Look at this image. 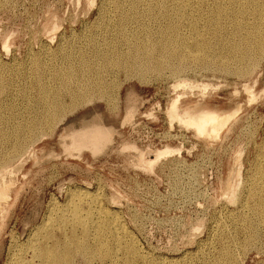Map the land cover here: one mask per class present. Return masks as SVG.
Instances as JSON below:
<instances>
[{"label":"rangeland","instance_id":"374dc122","mask_svg":"<svg viewBox=\"0 0 264 264\" xmlns=\"http://www.w3.org/2000/svg\"><path fill=\"white\" fill-rule=\"evenodd\" d=\"M89 1L90 0H87V1L86 0H79V1L78 0L76 1L75 0H0V35H2V37L0 36V44H1L0 45V64L2 63L0 65V69H1L0 70V82H3L1 83V87H0V93H1L0 103L2 104V105L0 104V125H1L0 126V137H3V138H0V142L2 139H6L9 131L14 127L15 124L24 123L33 116L32 115L33 111L30 106L31 102L28 103L27 98L30 101L34 98L32 100L33 102L35 99L37 100L39 97L38 84L36 83L38 81V78L40 77L38 75L39 74L43 75L41 78L42 84L46 83L45 86H49V85L54 86L56 85V83L52 79L53 77H55L54 69H56L58 65L61 68L66 67L67 65H71V64L73 66L74 64L75 66H77L81 55L82 57L85 55V57L83 58L89 59L91 60V62H96L95 56H94L96 55L95 52L100 47L106 50V47L104 46L106 42L111 44L112 48H114L113 45L124 44L123 39L119 38L120 34L118 33L119 32L118 28H119V25L121 24L120 21H123V19H125V21L128 23L127 31L129 33L130 31L132 33L143 31L142 34L140 33V38L147 39L146 43H149L152 41L153 43H149L148 44L149 46H151V44L154 45V43L157 44L158 42H160V38L162 39V35H161L162 31H164L165 29H169L168 27L176 26L178 29L179 37H181V39L184 40L185 42L188 41L186 43L188 46V49L186 50H189V51L185 50L187 54L193 51L195 46L198 45L197 43L199 42V44H201L204 47L205 54H207L206 56L211 55L210 57L211 58L214 57L215 59H217V61L208 63V65L207 64L204 65V63L197 62V61L192 62L189 59L190 61H187V62H189L190 65L192 66L190 67L189 63L187 62L182 63L183 65L182 64L179 65L180 67L179 73L170 72L171 70L168 67H166V69L165 67H163L162 68L163 70L160 69L159 72L156 71L157 73L154 72L155 70L153 68L151 69L148 68L143 71H140V70L134 71L131 68L128 69L124 67H117L115 70L116 72L112 74V77L109 81L110 86L108 87L110 88L108 87L105 88V90L102 93V96L97 98L95 101H93L89 105H85L84 107L77 109L74 113L70 115L68 114L67 117L62 122H59L57 124L55 123L52 128L53 131L51 129L52 133L50 132L48 127L41 129L40 132L41 133L44 132L43 134H45L46 136L45 135L43 136V134L41 133H38V135H35L36 137L35 136L34 137L36 139L33 137L34 138L33 142L35 141V143L33 142L30 143V147L28 146V149H27L28 153L25 152L26 154L24 153L23 154L24 156L21 157L20 160L14 163L12 166V168H14L13 170L16 173V175L13 176L17 183L16 189H15L16 193L12 194L13 198L11 197L10 200L8 201V208H7L6 214L0 215V264H8V263L15 264V262H17L16 264H21L20 261L18 260L23 259V258H24L23 259L24 261L26 260L25 263H28L29 261L31 264H37L38 262L36 261V259H31L30 257L32 256L31 253H33L32 248L38 245L45 244L46 242L51 243L52 241H54V239H59V240L61 239L64 243H67V245H69L71 244L69 240L71 236L72 238H75V239L78 238L80 240L88 239V241L86 242L92 246V250H89L88 252H85V253L82 251L78 252L77 250H76L77 252L76 251L73 252V248H72L71 253L73 255L71 254H70L71 256L69 255V257L71 258H69L67 260V263L65 264H117V263L125 264L127 261L129 264H135V262H137L136 264H138L139 262H140L139 264H143V263L144 264H150V263L151 264H172V263L173 264H177V263L178 264H203L204 261H205L204 264H211L213 263V261L215 262V261L220 260L219 258L223 256L222 251H224L225 249L230 253L231 259L229 261H226L223 264H228V263L229 264H233V263L234 264H264V219H262L264 215V212H263L264 211V196L261 197L260 189L259 191L257 190L260 185L259 184L260 175H257V174H260L259 173L260 168L264 169V156H263L264 155L263 154L264 153V149H263L264 148L263 146L264 145V138H263L264 137V93L260 94L259 98L257 96V98L254 101L247 102L248 98L246 94L242 91V85L244 84L250 85L256 94H259V92H262V90H264V59H263L264 53L261 52V51L264 52V48H263L264 46H261V45H264L263 44L264 42L262 43V41H264L263 39L264 32H262L263 35L259 34L261 35V38H258L255 35V33L257 34L256 29L258 28L255 26L257 25V22H259L257 21V16H258L257 14L260 12V8L262 7L264 0H260V2L258 0L256 1L255 0L253 1L252 0L251 1L242 0V2L241 0H232V1L231 0L230 1L229 0L228 1L227 0H222V1L215 0V2L214 0H203V3H202V0H187L188 2L186 0L184 1L183 0H175V1L173 0L174 2L171 0H162V1L161 0L159 1L158 0H147V1L146 0H138V1L136 0H94V5H91V6H90ZM110 1L112 2L110 3ZM115 1L116 2L118 1L117 4H115ZM238 1L239 3H237ZM244 1L245 2L247 1V3L248 2L250 3H248L247 5V3H245ZM131 2L132 4H130ZM146 2L148 4H146ZM255 2L256 4H254ZM155 3L158 5H156ZM128 4L131 7H133L134 10L131 9V7H129ZM220 4H222V6ZM216 5H217V8L215 7ZM249 5H251V7L253 5L254 8L253 7H252L253 9L251 7H249L250 9L247 8ZM255 5L258 7H256ZM152 6H153V9H152ZM201 6H202V9H200ZM231 6H232V9H231ZM242 7L245 8V11H244V8ZM129 8H130V11H129ZM176 8H178L179 10L178 11L180 13L179 16L178 15L176 16V13L174 11V10H177ZM196 8H197L196 10L197 12L193 11ZM233 8H236V9L238 8V9L237 10L235 9L236 10L235 11ZM249 10L250 11L252 10L249 13V15L251 16L248 15ZM200 11L201 13L202 11L204 12L201 14ZM206 12L208 14L210 12L209 14L210 16L206 14ZM121 13H124V14H121ZM137 13H139L140 16ZM254 13L256 16L254 15ZM205 14L207 17L203 16ZM236 15H238L239 18ZM117 16H119L122 19L117 18ZM159 16H161L162 18ZM191 16H194V17H191ZM227 16H228V19H226ZM50 17L51 19H49ZM52 17H56L58 25H59V28H58L59 30H57L56 34L54 35V39H53L54 41L46 33L47 29L49 28V24L52 20ZM150 17L153 19H151ZM244 17L246 20L244 19ZM159 18L162 20H160ZM178 19H180V21ZM102 20L105 23L102 22ZM138 20L139 21L141 20L142 22L141 21L139 22ZM231 20H235V21H231ZM236 21H237V24L234 23ZM238 21H240V23H238ZM250 21L253 23L251 24ZM254 21L255 22L257 21V22L255 23ZM200 22L204 24L202 23L200 24ZM233 23H234V26H233ZM185 24H186V27L184 26ZM223 24L227 26L225 27ZM143 25H145V27ZM158 25L159 27H157ZM214 25H216L217 27ZM251 25H253L254 27ZM200 26H203L202 30L200 29L201 28ZM208 26L209 27L211 26L213 30H211V28L208 29L209 28ZM129 27L131 30L129 29ZM213 27H215L216 29ZM44 28H45V31H43ZM226 28H228V30ZM157 29H160L161 32L160 30H157ZM249 29H251V31ZM253 29L256 32L252 31ZM257 30H259V28ZM190 31H191V34H190ZM43 32L45 35L43 34ZM221 32L224 35H222ZM156 33L158 34L156 35ZM240 33H241V36L239 35ZM72 34L77 35L78 37L73 36ZM111 34L113 35L111 36ZM253 34L256 37V38L254 37V39L259 40L261 43L260 47H256L255 49L254 61L256 60L255 61L256 67L253 65V69L255 68L254 71L251 70L249 72L250 75H245L247 77L243 76L242 79L241 77L239 79V77L234 74H231V73L225 74V72L223 73L222 71H220L219 64H226L228 67L230 68L232 67V69H235V67L237 68L238 63L235 60H232L231 58L225 59L223 57H226L228 53H229V56L233 54V53H230V50H231L230 48H232L234 44L240 40V38L251 36V35L253 37ZM82 35L84 38L82 37ZM88 35L90 36L89 39H88ZM4 36L5 38H3ZM105 36L107 39L104 42L103 39L105 38ZM221 36L225 37V41H224V37L221 38ZM197 37L200 39H198ZM49 38L51 39L52 42L50 41ZM46 39L47 40L49 39V40L47 41ZM204 39L205 40L207 39L206 40L207 42ZM3 40H7L8 42V51L3 49ZM190 41H191V44H190ZM230 41L232 43H230ZM227 43L229 45H227ZM231 44H233V46ZM81 45L84 48L81 47ZM39 46L41 48H39ZM80 47L83 48V50ZM120 47L125 50L124 48L125 46L121 45ZM222 47L223 49H221ZM174 48L178 49V48H181V46L177 45L176 43ZM84 49L86 50L88 49L90 51L87 50L88 51L87 52ZM215 49L216 50L218 49L217 50L218 52L215 51ZM220 49H221V52H220ZM258 49H260L261 51H259ZM71 50L73 51V53ZM76 52H79V53H76ZM219 52L222 53L223 55L220 54ZM78 54H80V56ZM215 54L217 55L215 56ZM50 55H52L53 58ZM258 55H260V58ZM41 56L43 58H41ZM255 56L257 57V59ZM73 57L75 58V60ZM32 59H34L33 62H32ZM260 59L262 60V62L257 63L261 61ZM13 64H16V65H13ZM195 64L197 66H195ZM213 66L215 68H213ZM202 67L204 69L206 68L207 70L204 71ZM209 67H210V72H209ZM168 70H170L169 74H168ZM151 71L153 73H151ZM35 72L39 74H36ZM202 72L204 73L202 74ZM166 75H170V76H166ZM232 75L234 77H232ZM2 76L4 79L2 78ZM8 76L10 77L8 78ZM141 76L142 78L144 76L146 77H144V80H143ZM157 76H160V77H157ZM14 78H16V80ZM20 78L22 79V81ZM125 78H127V81ZM186 79H188V83H192L194 81L193 84L201 83V85H208V87L206 88L207 90L205 89L203 92L200 89H197V90L195 89V91L192 90L191 92H186L180 88L178 90L177 89L174 90L173 88H171L175 84H177L176 83L177 81L184 80L187 82ZM17 84H19V86ZM113 84H115L117 88ZM29 88L30 90L28 91ZM35 90L37 91L38 94L35 93L36 92ZM202 92L203 94H201ZM113 94L115 96H113ZM176 94L180 95V98L183 103L199 102L203 106H207L210 108H216L224 112L239 108L238 117L235 119V121H233L235 123L231 122L230 125H232L233 127L229 125L230 127L228 128L229 130L223 131L220 135V138L217 141L210 144L209 142L204 141L199 137L195 138V134L191 130L185 129L184 127L180 125L178 126L176 122H173L170 124V121H168L169 119H167L168 117L165 112H166V108L168 104L170 103L172 99H174ZM181 96H184V97H181ZM101 98L103 101L101 100ZM99 100L101 101L99 102ZM114 100L115 101L117 100L116 102L118 104ZM106 102H109V103H106ZM29 106H30V109H28ZM128 109H133L134 114H133L131 121L125 122L124 118H125L126 110ZM137 115L141 117L137 118ZM145 117H147V119ZM93 123H101L104 126L109 127L113 130L111 143L102 152L98 154H92L88 150H83L79 155H76V154L70 155L69 153H67L63 146L61 136H66L67 134H69V132L80 130L81 128L83 129L86 126L92 125ZM9 125H11L12 127ZM2 127L3 129H1ZM250 131L252 133L253 132H256V133L252 134L250 133ZM224 133L225 134L228 133V134L225 136ZM192 136H193V139H192ZM36 140H38V142ZM126 144H133L143 153H146L145 158L149 161L155 160L153 158V156L155 157V155H153L154 154L153 151L155 149H161L164 146L180 148V152L179 154L175 153L170 156L168 155V157L166 158L164 157L161 158L156 163V166H154V169L151 172H149L141 167L139 168L138 153L136 151L131 150V149H123V147ZM262 149H263V152L261 151ZM239 153H241L242 155L241 156L238 155ZM260 154H263V155H260ZM134 156L136 157L137 160L135 159ZM131 157L133 158V160ZM255 160H256V163H255ZM23 163L25 164L23 165ZM30 163L32 165H30ZM17 164L20 166H18ZM239 168L241 171L240 172L241 179L239 178L240 183L237 182L238 178L235 177L237 175L236 170H238ZM253 171H257V172L253 173ZM248 175H250V178L252 177L251 180L249 179ZM253 175L255 178L253 177ZM256 175H257L258 181L256 180ZM245 181L249 183L247 184ZM230 182L234 184L233 186L234 188L235 186H238L236 187L237 192L235 191L237 194L236 193L235 194L236 196L238 194L239 195L237 196L236 203L229 202L230 203L229 204L227 203L228 200H227L226 195L224 194L225 193L224 190H226L227 187H229V185L231 184ZM236 182L238 183V185ZM244 184L245 186H247L249 191L244 186ZM251 188L253 191L251 190ZM81 190H83V192L85 191L87 194L89 193V196L91 197L98 196L99 197L98 200H100L99 203L101 202L100 205L103 204L102 207L104 209H108V211L111 212L113 215L115 214L114 216L117 219H119L122 226H124V228H126L128 232H131L129 234L131 235L133 240L136 241L134 242L135 243L134 246H135V249L137 250L136 252L139 253L137 256L136 254H134L133 248H132L133 251L132 250L127 251V247H130V246H127L128 244H126L124 240L121 239L122 242L119 243V246H116L111 237H105L103 238L102 243L106 245V248L111 250V253L113 255L116 254L114 256L113 262H110V260L107 257L105 258L103 257L104 255L106 256V252H103L105 248L101 249V248H96V246L93 247V244H96L94 243L96 241L92 240L93 239L92 236L89 235L90 233L92 234V232L88 233L87 235L89 237L88 238L86 237V234L82 230H80L82 229V227L79 225H72L70 223L69 225L67 223L66 225L59 227L60 217L62 215L69 216L71 214L70 212L73 209V206L74 205L78 206L77 203L79 200H78V196L75 195V193ZM241 190H242V193L240 192ZM96 191L98 193H96ZM250 191H252L253 193ZM254 191H257L256 195ZM250 193L254 195L253 196L254 198L252 197ZM259 196L263 203L262 204L263 206L261 207L262 208L261 213L258 211L256 207V203L259 199L258 198ZM109 198L110 199L112 198L111 200L112 201L114 200L113 201L114 203H112V201H110ZM245 198L249 200L246 199L247 202H245ZM115 199L117 201H115ZM242 200L244 201L242 202ZM72 201H75V202L72 203ZM252 202L254 203L255 206H252L253 205ZM245 204H247V206ZM68 205H69V208H68ZM78 207L81 208L82 213H85L83 212L85 211L84 209L87 210L86 205L83 203H81L80 206ZM54 208H57V210ZM238 210L242 212H239ZM61 213H64V214H61ZM239 213L241 214L239 215ZM52 218L54 219V221ZM220 219L222 220V222ZM238 220L240 221L238 222ZM49 221L53 222V224L51 223L52 224L51 225ZM47 222H48V225H47ZM233 224H235V226ZM40 225H43V226H40ZM44 226H47V227L45 228ZM62 228H64V230ZM220 228H221V232H220ZM46 229H49V230H47L46 232ZM257 232L259 233V236L258 234H256ZM246 233L249 235H246ZM76 235L77 237H75ZM83 235L85 237H83ZM230 235L235 236V238H233V236H230ZM41 236H43L44 238ZM254 238L255 239L257 238L258 240L257 239L255 240ZM212 239L214 240V243ZM204 240L205 242L207 241L208 242L205 243ZM223 240L225 241L223 242ZM230 240L231 241L233 240V241L231 242ZM251 241L253 244H251ZM110 242L112 243L110 244ZM218 245H220L221 247H219ZM225 245H228V247ZM28 247L29 249H27ZM211 247H212V250H211ZM239 248L241 249L239 250ZM196 250H198L199 252ZM201 251H202V254H201ZM240 251H242V254ZM211 252L214 253V256H212L213 254ZM23 254L25 255L24 257H23ZM83 254L85 256H83ZM125 256L129 258L126 259ZM9 257L10 258L12 257V258L10 259ZM81 257L82 258L84 257L83 258L84 261L81 259ZM89 259L90 260L92 259L93 261L92 260L90 261ZM32 260H33V263H32ZM88 260L90 263H88Z\"/></svg>","mask_w":264,"mask_h":264},{"label":"bare ground","instance_id":"6f19581e","mask_svg":"<svg viewBox=\"0 0 264 264\" xmlns=\"http://www.w3.org/2000/svg\"><path fill=\"white\" fill-rule=\"evenodd\" d=\"M76 1V0H75ZM79 1V0H78ZM87 1V0H86ZM136 1H138V0H136ZM147 1V0H146ZM159 1V0H158ZM158 1H156V2H158ZM162 1V0H161ZM171 1H173V0H171ZM170 1V2H171ZM175 1V0H174ZM173 1V2H174ZM184 1V0H183ZM187 1V0H186ZM220 1V0H219ZM222 1V0H221ZM228 1V0H227ZM230 1V0H229ZM232 1V0H231ZM248 1H251V0H248ZM253 1V0H252ZM256 1V0H255ZM259 2H260V0H258ZM74 2V1H73ZM84 2V1H83ZM90 2V6L91 5H94V0H90L89 1ZM100 2V1H99ZM109 2V1H108ZM112 1H110V3H111ZM118 2V1H117ZM117 2L115 1V4H117ZM133 2H135V1H133ZM143 2V1H142ZM154 2V1H153ZM168 2V1H167ZM178 2V1H177ZM188 2V1H187ZM194 2V1H193ZM208 2V1H207ZM214 2H215V0H214ZM225 2V1H224ZM241 2H242V0H241ZM245 2V1H244ZM264 2V1H263ZM114 3V2H113ZM129 3V2H128ZM152 3V2H151ZM150 3V4H151ZM164 3V2H163ZM202 3H203V0H202ZM209 3H210V1H209ZM212 3V2H211ZM220 3V2H219ZM223 3V2H222ZM237 3H239V1L237 2ZM245 3H247V1L245 2ZM244 3V4H245ZM248 3H250V2H248ZM248 3H247V5H248ZM75 4V3H74ZM77 4H78V2H77ZM76 4V5H77ZM114 4V5H115ZM130 4H132V2L130 3ZM134 4V3H133ZM144 4V3H143ZM146 4H148L147 2H146ZM153 4V3H152ZM156 4V3H155ZM168 4V3H167ZM174 4V3H173ZM216 4V3H215ZM218 4V3H217ZM228 4V3H227ZM233 4V3H232ZM254 4H256V2L254 3ZM253 4V5H254ZM262 4V3H261ZM97 5H98V3H97ZM120 5V4H119ZM129 5V4H128ZM137 5V4H136ZM156 5H158V4H156ZM164 5V4H163ZM172 5V4H171ZM177 5V4H176ZM205 5V4H204ZM203 5V6H204ZM211 5H213V4H211ZM219 5V4H218ZM221 6H222V4H220ZM234 5V4H233ZM243 5V4H242ZM246 5V4H245ZM253 5H252V7H253ZM86 6V5H85ZM89 6V5H88ZM89 6V7H90ZM124 6V5H123ZM150 6V5H149ZM148 6V7H149ZM167 6V5H166ZM173 6V5H172ZM179 6V5H178ZM192 6V5H191ZM225 6V5H224ZM228 6V5H227ZM238 6V5H237ZM256 6V5H255ZM106 7V6H105ZM108 7V6H107ZM129 7H131L130 5H129ZM156 7V6H155ZM154 7V8H155ZM180 7V6H179ZM185 7V6H184ZM189 7V6H188ZM194 7V6H193ZM208 7V6H207ZM216 8H217V5L215 6ZM235 7V6H234ZM241 7V6H240ZM245 7V6H244ZM244 7H242V8H244ZM247 7V6H246ZM249 7H251V5H249L247 8H249ZM251 7V8H252ZM256 7H258V6H256ZM260 7H261V5H260ZM98 8V7H97ZM118 8V7H117ZM120 8V7H119ZM135 8V7H134ZM138 8H139V6H138ZM143 8V7H142ZM165 8V7H164ZM164 8H162V9H164ZM170 8H172V7H170ZM190 8V7H189ZM206 8V7H205ZM209 8V7H208ZM213 8V7H212ZM254 8V7H253ZM252 8V9H253ZM77 9V8H76ZM121 9V8H120ZM131 9H133V7H131ZM152 9H153V6H152ZM161 9V10H162ZM177 10H174L175 11V13H176V16L178 15H180V13L178 12L179 10H178V8H176ZM183 9V8H182ZM191 9V8H190ZM200 9H202V6H201V8ZM214 9V8H213ZM224 9V8H223ZM228 9V8H227ZM231 9H232V6H231ZM234 10L236 9V8H233ZM238 9V8H237ZM236 9V10H237ZM241 9V8H240ZM250 9V8H249ZM259 9V8H258ZM86 10V9H85ZM134 10V9H133ZM138 10V9H137ZM142 10V9H141ZM151 10V9H150ZM155 10V9H154ZM166 10V9H165ZM172 10V9H171ZM170 10V11H171ZM189 10V9H188ZM197 10V8L195 9V10H193V11H196ZM230 10V9H229ZM235 10V11H236ZM99 11V10H98ZM112 11H113V9H112ZM118 11V10H117ZM126 11H128V10H126ZM129 11H130V8H129ZM148 11V10H147ZM156 11H158V10H156ZM164 11V10H163ZM168 11V10H167ZM166 11V12H167ZM220 11H222V10H220ZM228 11V10H227ZM234 11V12H235ZM244 11H245V8H244ZM252 11V10H251ZM250 10H249V12H248V15H249V13L251 12ZM257 11V10H256ZM111 12V11H110ZM116 12V11H115ZM132 12V11H131ZM136 12V11H135ZM158 12H160V11H158ZM166 12H165V14H166ZM185 12V11H184ZM197 12V11H196ZM204 11H202V13H203ZM210 12H211V10H210ZM210 12H209V14H210ZM216 12V11H215ZM214 12V13H215ZM231 12V11H230ZM237 12H239V11H237ZM102 13V12H101ZM126 13V12H125ZM130 13V12H129ZM149 13V12H148ZM151 13V12H150ZM157 13V12H156ZM191 13V12H190ZM193 13V12H192ZM195 13V12H194ZM200 13H201V11H200ZM201 13V14H202ZM213 13V14H214ZM227 13V12H226ZM242 13V12H241ZM253 13V12H252ZM98 14V13H97ZM111 14V13H110ZM118 14V13H117ZM121 14H124V13H121ZM127 14V13H126ZM137 14H139V13H137ZM145 14V13H144ZM152 14H153V12H152ZM160 14V13H159ZM162 14V13H161ZM198 14H199V12H198ZM206 14H208L207 12H206ZM206 14L205 15H203V16H205V17H207L206 16ZM208 14V15H209ZM212 14V15H213ZM231 14V13H230ZM233 14V13H232ZM237 14V13H236ZM104 15V14H103ZM102 15V16H103ZM112 15V14H111ZM147 15H149V14H147ZM163 15V14H162ZM183 15V14H182ZM181 15V16H182ZM220 15V14H219ZM240 15V14H239ZM253 15V14H252ZM254 15H255V13H254ZM258 16H257V21H259V22H257V25L255 26V27H258L259 28V30H257L256 28V31H257V34L255 33V35L258 37V38H261V35H263L262 34V32H264V3L262 4V7L260 8V12L257 14ZM53 16V15H52ZM95 16V15H94ZM106 16V15H105ZM120 16V15H119ZM119 16H117V18H120ZM124 16V15H123ZM125 16H127V15H125ZM139 16H140V14H139ZM164 16V15H163ZM184 16V15H183ZM195 16V15H194ZM194 16H191V17H194ZM210 16V15H209ZM214 16V15H213ZM216 16V15H215ZM218 16V15H217ZM221 16H223V15H221ZM229 16V15H228ZM228 16L226 17V19H228ZM236 16H238V15H236ZM235 16V17H236ZM241 16V15H240ZM249 16H251V15H249ZM256 16V15H255ZM99 17V16H98ZM137 17V16H136ZM135 17V18H136ZM144 17V16H143ZM155 17V16H154ZM157 17H158V15H157ZM156 17V18H157ZM159 17H161V16H159ZM174 17V16H173ZM205 17H203V18H205ZM230 17H232V16H230ZM96 18H97V16H96ZM126 18V17H125ZM133 18V17H132ZM134 18V19H135ZM151 18V17H150ZM162 18V17H161ZM177 18V17H176ZM186 18V17H185ZM190 18V17H189ZM212 18V17H211ZM215 18V17H214ZM225 18V17H224ZM238 18H239V16H238ZM255 18V17H254ZM49 19H51V17L49 18ZM120 19H122V18H120ZM127 19V18H126ZM137 19V18H136ZM151 19H153V18H151ZM160 19V18H159ZM172 19V18H171ZM175 19V18H174ZM197 19V18H196ZM217 19V18H216ZM231 19V18H230ZM229 19V20H230ZM235 19V18H234ZM244 19H245V17H244ZM105 20V19H104ZM160 20H162V19H160ZM179 21H180V19H178ZM188 20V19H187ZM199 20V19H198ZM201 20H202V18H201ZM200 20V21H201ZM207 20V19H206ZM211 20V19H210ZM224 20V19H223ZM242 20V19H241ZM246 20V19H245ZM249 20V19H248ZM247 20V21H248ZM251 20H253V19H251ZM50 21V20H49ZM97 21V20H96ZM108 21V20H107ZM106 21V22H107ZM120 21V20H119ZM132 21V20H131ZM139 21V20H138ZM141 21V20H140ZM139 21V22H140ZM145 21V20H144ZM177 21V20H176ZM182 21V20H181ZM189 21V20H188ZM195 21V20H194ZM193 21V22H194ZM222 21V20H221ZM231 21H235V20H231ZM243 21V20H242ZM60 22V21H59ZM63 22V21H62ZM99 22V21H98ZM102 22H104L103 20H102ZM116 22V21H115ZM135 22V21H134ZM138 22V23H139ZM142 22V21H141ZM151 22V21H150ZM156 22H157V20H156ZM173 22V21H172ZM175 22V21H174ZM204 22H205V20H204ZM215 22H216V20H215ZM251 22V21H250ZM249 22V23H250ZM255 22V21H254ZM255 22V23H256ZM83 23V22H82ZM93 23V22H92ZM105 23V22H104ZM119 23V22H118ZM120 25H119V34H120V39H123V43L124 44H121V45H123V46H125L124 48H125V50L124 49H122L120 46L121 45H113L114 46V48H112L111 47V44H109L108 42H106L105 44H104V46L106 47V50H104L103 48H98L97 50H96V52H95V54L96 55H94L95 56V60H96V62H91V60H89V59H86V58H83V57H85V55L82 57V55H81V57H80V59H79V61H78V65L77 66H75V64H74V66L71 64V65H67L66 67H59V65H58V67H56V69H54V71H55V77H53V81H55V83H56V85H54V86H52V85H49V86H45L46 85V83L45 84H42V76L43 75H40L39 73H37V72H35L36 74H39L38 76H40L39 78H38V81L36 82L37 84H38V90H39V97H38V99L35 101H33L32 102V100L34 99H32L31 101L27 98V101H28V103H30L31 102V109H32V111H33V116L30 118V119H28V121H26V122H24V123H18V124H15L14 125V127L10 130L9 128V133H8V135H7V137H6V139H2L1 140V142H0V215H4V214H6V212H7V208H8V201L10 200V198L12 197V194H15L16 193V191H15V189H16V181H15V179H14V175H16V173H15V171L13 170L14 168H12V166H13V164L14 163H16V162H18L19 160H20V158L21 157H23L24 155V153L25 152H27L28 150V146L30 147V143L31 142H33V139L36 137L35 135H38V133H41L40 131H41V129H43V128H47L48 127V129L50 130V132H51V129L53 128V126H54V124L56 123H59V122H62L66 117H67V115L69 114H72V113H74L77 109H79V108H81V107H84L85 105H89L90 103H92L93 101H95L97 98H99L100 96H102V93H103V91L105 90V88H107L108 86H110V79H111V77H112V74H114L116 71V68L117 67H124V68H128V69H133L134 71L135 70H140V71H143V70H145V69H148V68H153L155 71L154 72H156V71H158L159 72V70L160 69H162L163 67H165V69H166V67H168L170 70H168V74H169V71L170 72H174V73H179L180 71V67H179V65H181L182 63H186L187 61H197V62H201V63H204V65L205 64H207L208 65V63H212V62H215V61H217V59H215L214 57L213 58H211L210 56V53H209V55L210 56H206L207 54H205V50H204V47L201 45V44H199V42L197 43L198 45H196L195 46V48H194V50L193 51H191V52H189L188 54L186 53V51H189V50H186V49H188V46H187V42H185L184 40H182L181 39V37H179V34H178V29H177V27L176 26H172V27H168L169 29H165L164 31H162L161 32V30L160 29H157V30H160V32H161V35H162V39L160 38V42H158L157 44L156 43H154V45L153 44H151V46H149L148 44L149 43H153L152 41L151 42H149V43H146L147 42V39H141L140 38V33L142 34V32H131L130 31V33L127 31V26H128V23L125 21V19H123V21H120ZM132 23V22H131ZM144 23V22H143ZM142 23V24H143ZM189 23V22H188ZM202 22H200V24H201ZM221 23V22H220ZM223 23V22H222ZM232 23V22H231ZM234 23H236L237 24V21L236 22H234ZM234 23H233V26H234ZM238 23H240V21H238ZM253 22H251V24H252ZM48 24V23H47ZM108 24V23H107ZM111 24V23H110ZM109 24V25H110ZM136 24H137V22H136ZM141 24V25H142ZM199 24V23H198ZM199 24V25H200ZM202 24H204V23H202ZM225 24V23H224ZM223 24V25H224ZM95 25V24H94ZM105 25V24H104ZM116 25V24H115ZM118 25V24H117ZM149 25H151V24H149ZM154 25V24H153ZM156 25H157V23H156ZM160 25H161V23H160ZM171 25V24H170ZM172 25H174V24H172ZM191 25V24H190ZM208 25V24H207ZM217 25H218V23H217ZM44 26V25H43ZM90 26H91V24H90ZM93 26V25H92ZM111 26V25H110ZM144 27H145V25H143ZM163 26V25H162ZM165 26V25H164ZM182 26V25H181ZM185 27H186V24L184 25ZM189 26V25H188ZM214 26H216V25H214ZM222 26V25H221ZM225 26V25H224ZM227 26V25H226ZM225 26V27H226ZM229 26V25H228ZM232 26V27H233ZM242 26V25H241ZM251 26H253V25H251ZM79 27V26H78ZM89 27V26H88ZM97 27V26H96ZM107 27H108V25H107ZM142 27V26H141ZM150 27H152V26H150ZM157 27H159V25L157 26ZM201 28V30H202V27L203 26H200ZM206 27V26H205ZM209 27V26H208ZM217 27V26H216ZM236 27V26H235ZM245 27V26H244ZM254 27V26H253ZM46 28V27H45ZM45 28H44V30L43 31H45ZM59 28V25H58V22H57V19H56V17H52V20H51V22H50V24H49V28L47 29V31H46V33L48 34V36L53 40L54 39V35L56 34V32H57V30H59L58 29ZM91 28V27H90ZM101 28V27H100ZM115 28H116V26H115ZM135 28V27H134ZM136 28H137V26H136ZM181 28H183V27H181ZM191 28H192V26H191ZM211 28V30H213L212 29V27L210 26L208 29H210ZM213 28H215V27H213ZM224 28V27H223ZM80 29H81V27H80ZM84 29V28H83ZM96 29V28H95ZM129 29H130V27H129ZM139 29V28H138ZM145 29V28H144ZM143 29V30H144ZM163 29V28H162ZM216 29V28H215ZM219 29H221V28H219ZM227 30H228V28H226ZM232 29V28H231ZM240 29H241V27H240ZM240 29H239V31H240ZM252 29V28H251ZM251 29H249L250 31H251ZM87 30H89V29H87ZM91 30V29H90ZM99 30H101V29H99ZM104 30V29H103ZM112 30V29H111ZM131 30V29H130ZM156 30V31H157ZM184 30V29H183ZM190 30V29H189ZM200 30V31H201ZM233 30V29H232ZM81 31V30H80ZM141 31V30H140ZM148 31V30H147ZM150 31H152V30H150ZM155 31V32H156ZM195 31V30H194ZM238 31V32H239ZM242 31V30H241ZM246 31V30H245ZM252 31H254V29L252 30ZM256 31H254V32H256ZM93 32V31H92ZM103 32V31H102ZM128 32V33H127ZM180 32V31H179ZM203 32V31H202ZM219 32V31H218ZM229 32V31H228ZM238 32H236V33H238ZM15 33V32H14ZM73 33V32H72ZM84 33V32H83ZM100 33V32H99ZM98 33V34H99ZM107 33V32H106ZM105 33V34H106ZM117 33V34H118ZM145 33V32H144ZM150 33V32H149ZM148 33V34H149ZM185 33V32H184ZM199 33H201V32H199ZM211 33V32H210ZM231 33V32H230ZM242 33V32H241ZM241 33L239 34L240 36H241ZM4 34V33H3ZM43 34H44V32H43ZM78 34V33H77ZM115 34V33H114ZM158 33H156V35H157ZM190 34H191V31H190ZM189 34V35H190ZM195 34H197V33H195ZM209 34V33H208ZM208 34H207V36H208ZM219 34V33H218ZM221 34L222 35H224L222 32H221ZM243 34V33H242ZM246 34V33H245ZM251 34V33H250ZM259 34H261V35H259ZM13 35V34H12ZM45 35V34H44ZM43 35V36H44ZM73 35V34H72ZM113 34H111V36H112ZM151 35V34H150ZM185 35V34H184ZM187 35V34H186ZM210 35V34H209ZM231 35V34H230ZM255 35L253 34V37H252V35L251 36H247V37H243V38H240V37H238V38H240V40L239 41H237L235 44H234V46H233V44H231L233 47L232 48H230L231 50H230V53H233L231 56H229V53L227 54V56L226 57H223V58H225V59H232V60H235L237 63H238V65H237V68L235 67V69H232V67L230 68V67H228L226 64H219V66H220V71H222L223 73L225 72V74L226 73H231V74H234V75H236V76H238L239 77V79H240V77H241V79L243 78V76L244 77H247V76H245V75H250L249 74V72L252 70V71H254V69H253V65L255 66V61H254V55H255V49H256V47H260V41L259 40H257V39H254V37H255ZM259 35V36H258ZM1 37H2V35H0ZM47 36V35H46ZM61 36V35H60ZM63 36V35H62ZM71 36V35H70ZM73 36H77V35H73ZM86 36V35H85ZM103 36V35H102ZM154 36H155V34H154ZM188 36V35H187ZM198 36V35H197ZM204 36V35H203ZM206 36V35H205ZM212 36V35H211ZM237 36V35H236ZM235 36V37H236ZM264 36V35H263ZM78 37V36H77ZM82 37H83V35H82ZM89 35H88V39H89ZM158 37V36H157ZM183 37H185V36H183ZM202 37V36H201ZM214 37V36H213ZM220 37V36H219ZM224 36H221V38H223ZM3 38H5V36L3 37ZM49 38V39H50ZM84 38V37H83ZM87 38V37H86ZM93 38H95V37H93ZM147 38V37H146ZM150 38V37H149ZM187 38V37H186ZM185 38V39H186ZM198 38V37H197ZM209 38V37H208ZM256 38V37H255ZM48 39V40H49ZM51 39H50V41H51ZM78 39V38H77ZM82 39V38H81ZM80 39V40H81ZM91 39V38H90ZM106 36H105V38L103 39L104 40V42L106 41ZM111 39V38H110ZM109 39V40H110ZM114 39V38H113ZM154 39V38H153ZM181 41H180V40ZM192 39V38H191ZM198 39H200V38H198ZM213 39V38H212ZM237 39V38H236ZM264 39V38H263ZM47 40V39H46ZM47 40V41H48ZM79 40V39H78ZM151 40V39H150ZM189 40V39H188ZM202 40V39H201ZM201 40H199V41H201ZM205 40V39H204ZM207 40V39H206ZM205 40V41H206ZM214 40V39H213ZM227 40V39H226ZM230 40V39H229ZM233 40V39H232ZM261 40V39H260ZM54 41V40H53ZM65 41V40H64ZM73 41V40H72ZM76 41V40H75ZM74 41V42H75ZM85 41V40H84ZM92 41V40H91ZM102 41V40H101ZM113 41V40H112ZM159 41V40H158ZM224 41H225V37H224ZM262 41V40H261ZM52 42V41H51ZM57 42V41H56ZM103 42V43H104ZM118 42V41H117ZM207 42V41H206ZM264 41H262V43H263ZM44 43V42H43ZM64 43V42H63ZM82 43V42H81ZM80 43V44H81ZM92 43H94V42H92ZM91 43V44H92ZM176 43H177V45H180L181 46V48H174V46L176 45ZM203 43V42H202ZM211 43H213V42H211ZM210 43V44H211ZM221 43H222V41H221ZM228 43H229V41H228ZM227 43V45H229ZM230 43H232L231 41H230ZM11 44V43H10ZM83 44V43H82ZM118 44V43H117ZM156 44V45H155ZM190 44H191V41H190ZM207 44H209V43H207ZM215 44H217V43H215ZM219 44V43H218ZM264 44V43H263ZM1 45V44H0ZM206 45V44H205ZM204 45V46H205ZM222 45V44H221ZM226 45V46H227ZM41 46V45H40ZM39 46V48H41ZM68 46V45H67ZM76 46V45H75ZM193 46V45H192ZM208 46V45H207ZM212 46H214V45H212ZM261 46H264V45H261ZM70 47V46H69ZM73 47V46H72ZM81 47H83L82 45H81ZM80 47V48H81ZM86 47V46H85ZM191 47V46H190ZM217 47V46H216ZM221 47V46H220ZM229 47H231V46H229ZM66 48V47H65ZM84 48V47H83ZM83 48H81L82 50H83ZM91 48H93V47H91ZM206 48V47H205ZM208 48V47H207ZM224 48H225V46H224ZM264 48V47H263ZM262 48V49H263ZM3 49H5V50H7L8 51V42H7V40H3ZM2 49V50H3ZM31 49V48H30ZM53 49V48H52ZM72 49V48H71ZM96 49V48H95ZM191 49V48H190ZM221 49H223V47L221 48ZM221 49H220V52H221ZM75 50V49H74ZM80 50V49H79ZM84 50H86V49H84ZM88 50V49H87ZM86 50V51H87ZM186 50V51H185ZM212 50V49H211ZM218 50V49H217ZM216 49H215V51H217ZM226 50V49H225ZM259 51H261L260 49H258ZM45 51V50H44ZM70 51V50H69ZM72 51V50H71ZM88 51H90V50H88ZM87 51V52H88ZM209 51V50H208ZM207 51V52H208ZM213 51V50H212ZM211 51V52H212ZM258 51V52H259ZM28 52V51H27ZM39 52V51H38ZM57 52V51H56ZM63 52V51H62ZM218 52V51H217ZM219 52V53H220ZM262 53H264L263 51H261ZM40 53V52H39ZM47 53V52H46ZM70 53V52H69ZM72 53H73V51H72ZM76 53H79V52H76ZM82 53V52H81ZM89 53H91V52H89ZM92 53H94V52H92ZM218 53V54H219ZM257 53V52H256ZM262 53H261V55H262ZM6 54V53H5ZM32 54H33V52H32ZM83 54V53H82ZM85 54V53H84ZM194 54H195V56H194ZM220 54H222V53H220ZM258 54V53H257ZM8 55V54H7ZM40 55V54H39ZM44 55V54H43ZM42 55V56H43ZM57 55V54H56ZM79 56H80V54H78ZM217 54H215V56H216ZM223 55V54H222ZM225 55V54H224ZM234 55V56H233ZM27 56V55H26ZM41 56V58H43ZM48 56V55H47ZM50 56H52V55H50ZM59 56V55H58ZM64 56V55H63ZM62 56V57H63ZM70 56H72V55H70ZM93 56V57H94ZM220 56V55H219ZM257 56V55H256ZM255 56V57H256ZM259 56V58H260V55H258ZM35 57H36V55H35ZM38 57V56H37ZM46 57V56H45ZM87 57V56H86ZM263 57V56H262ZM52 58H53V56H52ZM55 58H56V56H55ZM72 58V57H71ZM74 58V57H73ZM77 58H79V57H77ZM59 59H61V58H59ZM68 59V58H67ZM190 59V60H189ZM256 59H257V57H256ZM264 59V58H263ZM33 60L34 59H32V62H33ZM37 60V59H36ZM35 60V61H36ZM39 60V59H38ZM44 60V59H43ZM65 60V59H64ZM74 60H75V58H74ZM95 60H93V61H95ZM261 60V59H260ZM259 60V61H260ZM26 61V60H25ZM48 61H49V59H48ZM55 61H56V59H55ZM73 61V60H72ZM258 61V60H257ZM66 62V61H65ZM233 62V61H232ZM262 62V60L260 61V62H257V63H261ZM42 63H44V62H42ZM187 63H189V62H187ZM236 63V64H237ZM2 64V63H1ZM0 64V65H1ZM9 64V63H8ZM28 64V63H27ZM39 64V63H38ZM228 64H230V63H228ZM13 65H16V64H13ZM30 65V64H29ZM55 65H57V64H55ZM183 65V64H182ZM189 65H190V63H189ZM199 65V64H198ZM232 65V64H231ZM256 65H258V64H256ZM35 66V65H34ZM36 66H38V65H36ZM40 66V65H39ZM42 66V65H41ZM52 66V65H51ZM54 66V65H53ZM63 66V65H62ZM187 66V65H186ZM185 66V67H186ZM192 65H190V67H191ZM194 66V65H193ZM195 66H197L196 64H195ZM202 66V65H201ZM2 67V66H1ZM31 67V66H30ZM188 67V66H187ZM199 67V66H198ZM205 67V66H204ZM256 67V66H255ZM5 68V67H4ZM20 68H22V67H20ZM24 68V67H23ZM42 68V67H41ZM46 68H47V66H46ZM55 68V67H54ZM195 68V67H194ZM197 68V67H196ZM203 68V67H202ZM212 68V67H211ZM213 68H215L214 66H213ZM13 69V68H12ZM38 69V68H37ZM50 69H51V67H50ZM121 69V68H120ZM127 69V70H128ZM152 69V70H153ZM187 69V68H186ZM232 69V70H231ZM1 70V69H0ZM5 70V69H4ZM8 70V69H7ZM15 70V69H14ZM19 70V69H18ZM17 70V71H18ZM46 70V69H45ZM44 70V71H45ZM53 70V69H52ZM163 70V69H162ZM182 70V69H181ZM191 70V69H190ZM194 70V69H193ZM198 70V69H197ZM203 70L205 71V70H207L206 68L204 69L203 68ZM3 71V70H2ZM1 71V72H2ZM20 71V70H19ZM29 71V70H28ZM35 71V70H34ZM130 71V70H129ZM136 71V72H137ZM184 71V70H183ZM182 71V72H183ZM189 71V70H188ZM200 71V70H199ZM202 71V70H201ZM213 71V70H212ZM211 71V72H212ZM215 71V70H214ZM219 71V72H220ZM6 72V71H5ZM31 72H33V71H31ZM146 72V71H145ZM149 72V71H148ZM209 72H210V67H209ZM219 72H217V73H219ZM17 73V72H16ZM43 73V72H42ZM45 73V72H44ZM48 73V72H47ZM46 73V74H47ZM51 73H53V72H51ZM119 73V72H118ZM122 73V72H121ZM125 73H127V72H125ZM135 73V72H134ZM151 73H153L152 71H151ZM157 73V72H156ZM173 73V74H174ZM201 73V72H200ZM204 72H202V74H203ZM206 73H207V71H206ZM216 73V74H217ZM252 73V72H251ZM2 74V73H1ZM13 74V73H12ZM25 74H26V72H25ZM45 74V75H46ZM142 74V73H141ZM145 74V73H144ZM148 74V73H147ZM163 74H164V72H163ZM201 74V75H202ZM221 74V73H220ZM7 75V74H6ZM22 75H24V74H22ZM29 75V74H28ZM34 75V74H33ZM52 75V74H51ZM126 75V74H125ZM129 75V74H128ZM140 75V74H139ZM138 75V76H139ZM146 75V74H145ZM161 75V74H160ZM170 75H171V73H170ZM170 75H166V76H170ZM181 75V74H180ZM179 75V76H180ZM223 75V74H222ZM134 76V75H133ZM184 76V75H183ZM227 76V75H226ZM228 76H229V74H228ZM6 77V76H5ZM10 76H8V78H9ZM20 77V76H19ZM118 77V76H117ZM127 77V76H126ZM129 77V76H128ZM137 77V76H136ZM144 77H146V76H144ZM144 77L142 78V76H141V78L144 80ZM150 77H152V76H150ZM157 77H160V76H157ZM182 77V76H181ZM186 77V76H185ZM188 77V76H187ZM214 77V76H213ZM232 77H234L233 75H232ZM250 77V76H249ZM2 78H3V76H2ZM1 78V79H2ZM8 78H7V80H8ZM24 78V77H23ZM29 78V77H28ZM114 78V77H113ZM174 78V77H173ZM197 78V77H196ZM203 78V77H202ZM4 79V78H3ZM6 79V78H5ZM15 80H16V78H14ZM21 79V78H20ZM47 79V78H46ZM122 79V78H121ZM126 79V81H127V78H125ZM133 79H135V78H133ZM146 79V78H145ZM152 79V78H151ZM156 79V78H155ZM192 79H194V78H192ZM211 79V78H210ZM214 79V78H213ZM34 80V79H33ZM137 80V79H136ZM170 80V79H169ZM187 80V82L186 81H177L176 83L177 84H175L173 87H171V85H170V87L171 88H173L174 90H178L179 88L180 89H182V90H184V91H186V92H191L192 90H194L195 91V89L197 90V89H200L201 91H203L204 92V90L208 87V85H201V83H199V84H197V83H195V84H193V82L192 83H188V79H186ZM21 81H22V79H21ZM112 81V80H111ZM140 81V80H139ZM138 81V82H139ZM147 81V80H146ZM158 81V80H157ZM190 81V80H189ZM200 81V80H199ZM202 81V80H201ZM15 82V81H14ZM20 82V81H19ZM43 82H45V81H43ZM50 82V81H49ZM143 82V81H142ZM142 82H140V83H142ZM145 82V81H144ZM150 82V81H149ZM210 82V81H209ZM1 83H3V82H0V87H1ZM7 83V82H6ZM113 83V82H112ZM122 83V82H121ZM204 83V82H203ZM21 84V83H20ZM31 84V83H30ZM117 84V83H116ZM205 84V83H204ZM208 84V83H207ZM13 85V84H12ZM18 86H19V84H17ZM29 85V84H28ZM113 85H115V84H113ZM216 85V84H215ZM225 85V84H224ZM254 85V84H253ZM3 86V85H2ZM17 86V87H18ZM22 86V85H21ZM35 86V85H34ZM112 86V85H111ZM122 86V85H121ZM147 86V85H146ZM212 86V85H211ZM220 86H222V85H220ZM8 87V86H7ZM13 87V86H12ZM36 87V86H35ZM115 87L117 88V86L115 85ZM165 87V86H164ZM216 87V86H215ZM219 87V86H218ZM6 88V87H5ZM23 88V87H22ZM31 88V87H30ZM30 88L28 89V91L30 90ZM108 88H110V87H108ZM162 88V87H161ZM166 88V87H165ZM9 89V88H8ZM7 89V90H8ZM16 89V88H15ZM25 89V88H24ZM119 89V88H118ZM214 89V88H213ZM17 90V89H16ZM26 90V89H25ZM112 90V89H111ZM170 90V89H169ZM207 90V89H206ZM15 91V90H14ZM19 91V90H18ZM36 91V90H35ZM109 91V90H108ZM117 91V90H116ZM166 91V90H165ZM171 91V90H170ZM200 91V92H201ZM242 91L246 94V96H247V98H248V101L247 102H252V101H254L256 98H257V96H258V98H259V95L260 94H263L264 93V90H262V92H259V94H256L255 92H254V90H253V88L250 86V85H248V84H244V85H242ZM12 92V91H11ZM22 92H23V90H22ZM26 92V91H25ZM182 92V91H181ZM180 92V93H181ZM185 92V93H186ZM203 92L201 93V94H203ZM207 92V91H206ZM234 92V91H233ZM35 93H37V91L35 92ZM107 93V92H106ZM116 93V92H115ZM194 93V92H193ZM38 94V93H37ZM37 94H35V95H37ZM171 94H173V93H171ZM200 94V95H201ZM206 94V93H205ZM0 95H1V93H0ZM31 95H32V93H31ZM104 95V94H103ZM108 95H110V94H108ZM162 95H164V94H162ZM190 95H191V93H190ZM189 95V96H190ZM195 95V94H194ZM105 96V95H104ZM113 96H115L114 94H113ZM117 96V95H116ZM188 96V95H187ZM196 96V95H195ZM194 96V97H195ZM206 96V95H205ZM205 96H203V97H205ZM208 96V95H207ZM5 97H6V95H5ZM8 97V96H7ZM27 97V96H26ZM37 97V96H36ZM181 97H184V96H181ZM13 98V97H12ZM21 98V97H20ZM107 98H108V96H107ZM110 98V97H109ZM200 98V97H199ZM2 99V98H1ZM11 99V98H10ZM101 100H102V98H101ZM101 100H99V102L101 101ZM104 100H106V99H104ZM198 100V99H197ZM3 101H4V99H3ZM103 101V100H102ZM108 101V100H107ZM115 101V100H114ZM117 101V100H116ZM115 101V102H116ZM167 101V100H166ZM22 102V101H21ZM4 103V102H3ZM106 103H109V102H106ZM114 103V102H113ZM117 103V102H116ZM167 103V102H166ZM1 104V103H0ZM15 104V103H14ZM17 104V103H16ZM25 104V103H24ZM27 104V103H26ZM118 104V103H117ZM251 104V103H250ZM249 104V105H250ZM2 105V104H1ZM5 105V104H4ZM9 105V104H8ZM110 105V104H109ZM112 105V104H111ZM114 105V104H113ZM23 106V105H22ZM21 106V107H22ZM30 106L28 107V109H30ZM107 106V105H106ZM2 107V106H1ZM15 107V106H14ZM20 107V108H21ZM5 108V107H4ZM25 108H26V106H25ZM110 108V107H109ZM3 109V108H2ZM118 109V108H117ZM20 110V109H19ZM111 110V109H110ZM113 110V109H112ZM5 111V110H4ZM8 112H9V110H8ZM24 112V111H23ZM27 112H29V111H27ZM112 112H114V111H112ZM238 112H239V108H236V109H234V110H231V111H227V112H224V111H221V110H219V109H216V108H210V107H207V106H203L201 103H199V102H186V103H183L182 102V100H181V98H180V95H177L176 94V96L174 97V99H172L171 101H170V103L168 104V106H167V108H166V115H167V119H169L168 121H170V124L171 123H173V122H176L177 123V125L179 126H182V127H184L185 129H188V130H191L194 134H195V138L197 137H199V138H201L202 140H204V141H207V142H209L210 144L211 143H213V142H215V141H217L219 138H220V135H221V133L223 132V131H225V130H229L228 128H230L229 127V125L231 124V122H233V121H235V119L238 117ZM13 113V112H12ZM21 113V112H20ZM25 113V112H24ZM30 113H32V112H30ZM122 114H123V112H122ZM133 114H134V110L133 109H128V110H126V114H125V118H124V121L126 122V121H131V119H132V117H133ZM2 115V114H1ZM19 115V114H18ZM164 115V114H163ZM13 116H14V114H13ZM16 116H17V114H16ZM28 116V115H27ZM29 117V116H28ZM138 117H141V116H138L137 115V118ZM11 118V117H10ZM93 118V117H92ZM91 118V119H92ZM146 119H147V117H145ZM2 119V118H1ZM8 119V118H7ZM25 119V118H24ZM4 120V119H3ZM16 120V119H15ZM239 120V119H238ZM237 120V121H238ZM21 121H23V120H21ZM20 121V122H21ZM97 121V120H96ZM84 122V121H83ZM10 123V122H9ZM169 123V122H168ZM233 123H235V122H233ZM237 123V122H236ZM7 124V123H6ZM76 124V123H75ZM8 125V124H7ZM6 125V126H7ZM12 125V124H11ZM11 125H9V126H11ZM134 125V124H133ZM176 125V126H177ZM1 126V125H0ZM81 126V125H80ZM126 126H127V124H126ZM230 126H232V125H230ZM12 127V126H11ZM233 127V126H232ZM231 127V128H232ZM259 128V127H258ZM257 128V129H258ZM1 129H3V127L1 128ZM79 129V128H78ZM231 130V129H230ZM44 131V130H43ZM52 131H53V129H52ZM127 131V130H126ZM185 131V130H184ZM46 132V131H45ZM44 133V132H43ZM43 133H41V134H43ZM52 133V132H51ZM250 133H252L251 131H250ZM250 133H248V134H250ZM253 133H256V132H253ZM252 133V134H253ZM225 134V133H224ZM228 133H226L225 134V136L227 135ZM45 134H43V136H44ZM112 135H113V130L111 129V128H109V127H106V126H104L103 124H101V123H93L92 125H89V126H86L85 128H81L80 130H76V131H73V132H69V134H67L66 136H61V138H62V142H63V146H64V148H65V150H66V152L67 153H69L70 155H73V154H76V155H79L83 150H88V151H90L92 154H98V153H100V152H102L110 143H111V140H112ZM35 136V137H34ZM42 136V135H41ZM46 136V135H45ZM50 136H52V135H50ZM34 137V138H33ZM38 137V136H37ZM48 137V136H47ZM223 137H224V135H223ZM250 137V136H249ZM251 137H253V136H251ZM0 138H3V137H0ZM41 138H43V137H41ZM264 138V137H263ZM36 139V138H35ZM192 139H193V136H192ZM224 139V138H223ZM222 139V140H223ZM119 140V139H118ZM128 140V139H127ZM196 140V139H195ZM249 140H251V139H249ZM37 142H38V140H36ZM254 141V140H253ZM36 142V143H37ZM33 143H35V141L33 142ZM204 144V143H203ZM33 145V144H32ZM59 145V144H58ZM262 145V144H261ZM119 146V145H118ZM122 146V145H121ZM257 146V145H256ZM264 146V145H263ZM32 147V146H31ZM116 147V146H115ZM151 147V146H150ZM211 147V146H210ZM206 148V147H205ZM121 149V148H120ZM123 149H131V150H134V151H136L137 153H138V166H139V168L141 167V168H143V169H145V170H147V171H149V172H151L153 169H154V166H156V163L161 159V158H166V157H168V155L170 156V155H172V154H175V153H178L179 154V152H180V148H174V147H170V146H164L163 148H161V149H155L153 152H154V154L153 155H155V157L153 156V158L155 159L154 161H149V160H147L146 158H145V154L146 153H143L141 150H139L135 145H133V144H126L124 147H123ZM259 149V148H258ZM264 149V148H263ZM263 149L261 150L262 152H263ZM62 151V150H61ZM113 151V150H112ZM144 151V150H143ZM260 151V152H261ZM146 152V151H145ZM152 152V153H153ZM240 152V151H239ZM261 152V153H262ZM28 153V152H27ZM29 153H31V152H29ZM65 153V152H64ZM127 153V152H126ZM26 154V153H25ZM62 154H63V152H62ZM109 154V153H108ZM264 154V153H263ZM263 154H260V155H263ZM31 155V154H30ZM91 155V154H90ZM134 155V154H133ZM238 155H242L241 153H239ZM259 155V154H258ZM130 156V155H129ZM257 156V155H256ZM264 156V155H263ZM57 157V156H56ZM70 157V156H69ZM125 157H126V155H125ZM135 157V156H134ZM236 157H237V155H236ZM28 158V157H27ZM31 158V157H30ZM90 158V157H89ZM132 158V157H131ZM241 158V157H240ZM58 159V158H57ZM135 159H136V157H135ZM238 159V158H237ZM236 159V160H237ZM259 159H260V157H259ZM131 160V159H130ZM132 160H133V158H132ZM137 160V159H136ZM84 161V160H83ZM82 161V162H83ZM93 161V160H92ZM128 162V161H127ZM133 162V161H132ZM131 162V163H132ZM136 162V161H135ZM134 162V163H135ZM239 162V161H238ZM262 162V161H261ZM260 162V163H261ZM235 163V162H234ZM255 163H256V160H255ZM259 163V164H260ZM25 163H23V165H24ZM38 164V163H37ZM90 164V163H89ZM241 164V163H240ZM258 164V163H257ZM18 165V164H17ZM30 165H32L31 163H30ZM18 166H20V165H18ZM35 166V165H34ZM251 166V165H250ZM263 166V165H262ZM36 167V166H35ZM240 167V166H239ZM256 167V166H255ZM237 168V167H236ZM243 168V167H242ZM251 168V167H250ZM260 168V167H259ZM258 168V169H259ZM31 169V168H30ZM137 169V168H136ZM252 169V168H251ZM16 170V169H15ZM20 170V169H19ZM255 170V169H254ZM28 171V170H27ZM237 172V175L235 176V177H237L238 178V180H237V182H239L240 183V168L238 169V170H236ZM258 171V170H257ZM257 171H253V173H255V172H257ZM13 172H14V174H13ZM34 172V171H33ZM251 172H252V170H251ZM248 173H249V171H248ZM259 173L260 174H257V175H260V177H259V188L257 189L258 191H259V189H260V193H261V197H263L264 196V169L262 168H260V170H259ZM25 174V173H24ZM231 175V174H230ZM229 175V176H230ZM257 175H256V180L258 179L257 178ZM25 176V175H24ZM249 176V179L251 180L252 179V177L250 178V175H248ZM247 176V177H248ZM252 176V175H251ZM253 177H254V175H253ZM20 178H22V177H20ZM232 178V177H231ZM240 178V179H239ZM255 178V177H254ZM24 179V178H23ZM235 179V178H234ZM258 181V180H257ZM236 182V183H237ZM246 182V181H245ZM253 182V181H252ZM231 183V182H230ZM235 183V182H234ZM242 183V182H241ZM247 183V182H246ZM249 183V182H248ZM247 183V184H248ZM258 183V182H257ZM232 184V185H231ZM230 185H229V187H227V189L226 190H224L225 191V195H226V197H227V200H228V202L227 203H229V202H235L236 203V200H237V196L239 195H237L236 196V187H238V186H235V188L233 187L234 186V184L233 183H231ZM246 184V185H247ZM252 184V183H251ZM255 184V183H254ZM228 185V184H227ZM237 185H238V183H237ZM240 185V184H239ZM244 186H245V184H244ZM243 186V187H244ZM250 186V185H249ZM254 186V185H253ZM76 187V186H75ZM78 187V186H77ZM246 188H247V186H245ZM244 187V188H245ZM74 188V187H73ZM234 188V189H233ZM239 188H241V187H239ZM243 188V189H244ZM245 188V189H246ZM254 188V187H253ZM72 189V188H71ZM248 189V188H247ZM58 190V189H57ZM78 190V189H77ZM84 190V189H83ZM83 190H81V191H77V193H75V195H77L78 196V203H77V205L78 206H80V204L81 203H83V204H85L86 205V208H87V210L86 209H84L85 211H83V212H85V213H82V211H81V208L80 207H78V206H76V205H74L73 206V209L71 210V214L69 215V214H67V215H69V216H64V215H62L61 217H60V221H59V227L60 226H63V225H66L67 223L69 224H72V225H79V226H81L82 227V229H80V230H82L85 234H86V237H88L87 235H88V233L89 232H92V234L90 233L89 235H91L92 236V240H95L96 242H94V243H96V244H93V247H95L96 246V248H101V249H103V248H105V250L103 251V252H106V256L104 255L103 257L105 258V257H107L109 260H110V262H113V260H114V256L116 255H113L112 253H111V250L110 249H108V248H106V245L104 244V243H102L103 241V238H105V237H111L112 239H113V241H114V243H115V245L116 246H119V243L120 242H122L121 241V239L122 240H124L125 241V243L126 244H128L127 246H130V247H127V251H131L132 250V248H133V252H134V254H136V256L139 254V253H137L136 251V249H135V246H134V242H136V241H134L133 240V238L131 237V235L129 234V233H131V232H128L127 230H126V228H124V226H122V224L120 223V221H119V219H117L111 212H109L108 211V209H104L103 207H102V205H100V203H99V201L100 200H98V196L97 197H91V196H89V193L87 194L85 191L83 192ZM251 190H252V188H251ZM254 190H256V189H254ZM70 191H72V190H70ZM236 191V192H235ZM248 191H249V189H248ZM253 191V190H252ZM252 191H250V192H252ZM67 192V191H66ZM74 192V191H73ZM241 193H242V190L240 191ZM246 192H247V190H246ZM255 192V195H256V192L257 191H254ZM69 193V192H68ZM72 193V192H71ZM96 193H98L97 191H96ZM236 193V194H235ZM240 193V194H241ZM253 193V192H252ZM259 193V194H260ZM115 194H116V192H115ZM222 194V193H221ZM247 194H249V193H247ZM246 194V195H247ZM251 194V193H250ZM65 195H66V193H65ZM71 195V194H70ZM74 195V196H75ZM104 195V194H103ZM245 195V194H244ZM252 195V197L254 196L253 194H251ZM119 196V195H118ZM241 196V195H240ZM250 196V195H249ZM101 197H102V195H101ZM117 197V196H116ZM225 197V198H226ZM245 197V196H244ZM243 197V198H244ZM256 197V196H255ZM13 198V197H12ZM73 198V197H72ZM77 198V197H76ZM119 198V197H118ZM254 198V197H253ZM259 198V199H258ZM257 199H258V201H257V203H256V207H257V209H258V211L261 213L262 212V200H261V198H260V196L258 197ZM68 199H69V197H68ZM110 199V198H109ZM112 199V198H111ZM110 199V201H112ZM246 199L247 198H245V202H247L246 201ZM263 199V198H262ZM13 200V199H12ZM226 200V199H225ZM226 200V201H227ZM247 200H249V199H247ZM114 201V200H113ZM112 201V203H114ZM115 201H117L116 199H115ZM244 200H242V202H243ZM14 202V201H13ZM54 202H56V201H54ZM53 202V203H54ZM73 202H75V201H72V203ZM58 203V202H57ZM69 203H71V202H69ZM237 203H239V202H237ZM253 203V202H252ZM75 204V203H74ZM108 204V203H107ZM230 204V203H229ZM64 205V204H63ZM70 205V204H69ZM69 205H68V208H69ZM231 205H233V204H231ZM236 205V204H235ZM240 205V204H239ZM242 205V204H241ZM246 206H247V204H245ZM54 206V205H53ZM66 206V205H65ZM250 206H251V204H250ZM252 206H255L254 205V203H253V205ZM238 207V206H237ZM241 207V206H240ZM242 208V207H241ZM54 209H56L57 210V208H54ZM113 209V208H112ZM224 209V208H223ZM236 209V208H235ZM247 209V208H246ZM245 209V210H246ZM252 209V208H251ZM255 209V208H254ZM253 209V210H254ZM67 210V209H66ZM227 210H228V208H227ZM252 210V211H253ZM61 211V210H60ZM111 211V210H110ZM113 211V210H112ZM236 211V210H235ZM234 211V212H235ZM239 212H242V211H240V210H238ZM247 211V210H246ZM250 211V210H249ZM255 211V210H254ZM58 212V211H57ZM228 212V211H227ZM258 212V213H259ZM264 212V211H263ZM53 213H55V212H53ZM226 213V212H225ZM253 213V212H252ZM251 213V214H252ZM259 213V214H260ZM50 214H51V212H50ZM61 214H64V213H61ZM60 214V215H61ZM231 214V213H230ZM229 214V215H230ZM236 214V213H235ZM241 213H239V215H240ZM243 214V213H242ZM247 214V213H246ZM56 215H58V214H56ZM226 215V214H225ZM237 215V214H236ZM50 216V215H49ZM119 216V215H118ZM242 216V215H241ZM246 216H248V215H246ZM259 216V215H258ZM261 216V215H260ZM47 217V216H46ZM123 217V216H122ZM229 217V216H228ZM244 217V216H243ZM262 217V216H261ZM4 218V217H3ZM45 218V217H44ZM55 218V217H54ZM58 218V217H57ZM232 218V217H231ZM257 218V217H256ZM255 218V219H256ZM48 219V218H47ZM53 219V218H52ZM262 219H264V215H263V218ZM221 220V219H220ZM231 220V219H230ZM229 220V221H230ZM236 220V219H235ZM243 220H244V218H243ZM250 220V219H249ZM257 220V219H256ZM53 221H54V219H53ZM56 221V220H55ZM237 221V220H236ZM240 220H238V222H239ZM252 221V220H251ZM258 221V220H257ZM219 222V221H218ZM221 222H222V220H221ZM224 222V221H223ZM247 222V221H246ZM253 222V221H252ZM261 222V221H260ZM49 223L51 224H53V222H50L49 221ZM57 223V222H56ZM214 223V222H213ZM228 223V222H227ZM237 223V222H236ZM249 223V222H248ZM247 223V224H248ZM43 224V223H42ZM51 224V225H52ZM69 224V225H70ZM220 224V223H219ZM218 224V225H219ZM251 224V223H250ZM249 224V225H250ZM254 224V223H253ZM47 225H48V222H47ZM68 225V226H69ZM234 226H235V224H233ZM244 225V224H243ZM40 226H43V225H40ZM56 226V225H55ZM212 226V225H211ZM221 226V225H220ZM232 226V225H231ZM253 226V225H252ZM38 227V226H37ZM45 228L47 227V226H44ZM70 227V226H69ZM78 227V226H77ZM199 227V226H198ZM240 227V226H239ZM258 227V226H257ZM39 228V227H38ZM66 228V227H65ZM73 228V227H72ZM217 228H218V226H217ZM221 228H223V227H221ZM221 228H220V232H221ZM227 228V227H226ZM242 228H243V226H242ZM241 228V229H242ZM250 228V227H249ZM63 230H64V228H62ZM75 229V228H74ZM73 229V230H74ZM197 229V228H196ZM195 229V230H196ZM199 229V228H198ZM223 229H225V228H223ZM234 229V228H233ZM252 229V228H251ZM35 230V229H34ZM37 230V229H36ZM40 230V229H39ZM43 230V229H42ZM47 230H49V229H46V232H47ZM67 230V229H66ZM69 230V229H68ZM72 230V229H71ZM228 230V229H227ZM254 230V229H253ZM12 231V230H11ZM31 231V230H30ZM81 231V232H82ZM255 231V230H254ZM65 232H67V231H65ZM64 232V233H65ZM80 232V231H79ZM217 232V231H216ZM13 233V232H12ZM62 233V232H61ZM72 233V232H71ZM41 234V233H40ZM84 234V235H85ZM210 234V233H209ZM227 234V233H226ZM233 234V233H232ZM244 234V233H243ZM256 234H258V236H259V233L257 232ZM45 235H46V233H45ZM65 235V234H64ZM75 235V234H74ZM83 235V237H85ZM225 235V234H224ZM234 235V234H233ZM233 235H230V236H233ZM246 235H249V234H247L246 233ZM254 235V234H253ZM33 236V235H32ZM37 236V235H36ZM48 236V235H47ZM57 236V235H56ZM71 236V235H70ZM213 236V235H212ZM220 236V235H219ZM219 236H217V237H219ZM223 236V235H222ZM16 237V236H15ZM41 237H43V236H41ZM67 237V236H66ZM65 237V238H66ZM75 237H77V235L75 236ZM226 237V236H225ZM229 237V236H228ZM249 237V236H248ZM44 238V237H43ZM47 238V237H46ZM69 238V237H68ZM67 238V239H68ZM89 238V237H88ZM91 238V237H90ZM221 238H223V237H221ZM233 238H235V236H233ZM242 238V237H241ZM245 238V237H244ZM67 239H65V240H67ZM82 239V238H81ZM87 239V238H86ZM226 239V238H225ZM255 239V238H254ZM257 239V238H256ZM255 239V240H256ZM16 240V239H15ZM34 240H35V238H34ZM37 240V239H36ZM42 240V239H41ZM63 240H64V238H63ZM69 240H70V242H71V244H69V245H67V243H64L61 239L59 240V239H54V241H52L51 243H48V242H46L45 244H42V245H38V246H35L34 248H32L33 249V253H31L32 254V256H30L31 257V259H36V261L38 262H35V263H37V264H65V263H67V260L69 259V258H71V257H69V255L71 254V255H73L72 253H71V249L73 248V252L74 251H82V252H88L89 250H92V246L89 244V243H87L86 241H88V239L87 240H80V239H78V238H72V236L69 238ZM90 240V239H89ZM211 240V239H210ZM213 240V239H212ZM221 240V239H220ZM238 240V239H237ZM249 240H251V239H249ZM258 240V239H257ZM11 241V240H10ZM44 241V240H43ZM108 241V240H107ZM112 241V242H113ZM225 240H223V242H224ZM231 241V240H230ZM233 241V240H232ZM231 241V242H232ZM243 241V240H242ZM248 241V240H247ZM254 241V240H253ZM260 241V240H259ZM258 241V242H259ZM12 242V241H11ZM45 242V241H44ZM43 242V243H44ZM92 242V241H91ZM98 242V243H97ZM106 242V241H105ZM112 242H110V244L112 243ZM204 242H205V240H204ZM208 242V241H207ZM207 242H205V243H207ZM27 243V242H26ZM31 243V242H30ZM34 243V242H33ZM37 243H38V241H37ZM213 243H214V240H213ZM213 243H211V244H213ZM236 243V242H235ZM235 243H233V244H235ZM16 244V243H15ZM107 244V243H106ZM109 244V245H110ZM210 244V243H209ZM231 244V243H230ZM248 244H250V243H248ZM251 244H253L252 243V241H251ZM28 245V244H27ZM221 245V244H220ZM220 245H218L219 247H221ZM244 245V244H243ZM247 245V244H246ZM257 245V244H256ZM255 245V246H256ZM32 246V245H31ZM71 246V247H70ZM125 246V245H124ZM212 246V245H211ZM223 246V245H222ZM225 246H227L228 247V245H225ZM242 246V245H241ZM245 246V245H244ZM249 246V245H248ZM109 247V246H108ZM112 247V246H111ZM208 247V246H207ZM232 247V246H231ZM239 247V246H238ZM243 247V246H242ZM246 247V246H245ZM250 247V246H249ZM31 248V247H30ZM113 248V247H112ZM200 248V247H199ZM216 248V247H215ZM244 248V247H243ZM253 248H255V247H253ZM252 248V249H253ZM15 249V248H14ZM26 249V248H25ZM27 249H29V247L27 248ZM122 249V248H121ZM207 249V248H206ZM219 249V248H218ZM224 249H225V247H224ZM241 248H239V250H240ZM17 250V249H16ZM123 250V249H122ZM204 250V249H203ZM211 250H212V247H211ZM211 250H209V251H211ZM215 250V249H214ZM220 250V249H219ZM11 251V250H10ZM23 251V250H22ZM31 251V250H30ZM76 251V252H77ZM101 251V250H100ZM116 251H117V249H116ZM115 251V252H116ZM196 251H198V250H196ZM208 251V252H209ZM232 251V250H231ZM246 251H247V249H246ZM249 251V250H248ZM251 251V250H250ZM98 252H99V250H98ZM199 252V251H198ZM204 252V251H203ZM213 252V251H212ZM211 252V253H212ZM223 252V256H221V258H219L220 260H218V261H213V263H211V264H223V263H225L226 261H229L230 259H231V255H230V253L225 249L224 251H222ZM241 252V254H242V251H240ZM26 253V252H25ZM117 253V252H116ZM122 253H123V251H122ZM126 253V252H125ZM130 253V252H129ZM210 253V252H209ZM219 253H220V251H219ZM10 254V253H9ZM17 254H18V252H17ZM27 254V253H26ZM77 254V253H76ZM75 254V255H76ZM100 254V253H99ZM103 254H105V253H103ZM143 254V253H142ZM196 254V253H195ZM201 254H202V251H201ZM213 254V255H212ZM211 255L212 256H214V253H212ZM218 254V253H217ZM232 254V253H231ZM240 254V255H241ZM21 255H22V253H21ZM70 255V256H71ZM96 255V254H95ZM120 255V254H119ZM125 255V254H124ZM233 255V254H232ZM236 255V254H235ZM244 255V254H243ZM242 255V256H243ZM25 255L23 254V257H24ZM83 256H85L84 254H83ZM100 256H102V255H100ZM140 256V255H139ZM142 256H144V255H142ZM146 256V255H145ZM202 256V255H201ZM80 257V256H79ZM89 257V256H88ZM91 257H93V256H91ZM126 257V256H125ZM184 257V256H183ZM196 257V256H195ZM207 257H208V255H207ZM222 257H224V258H222ZM239 257V256H238ZM10 258V257H9ZM12 258V257H11ZM10 258V259H11ZM14 258V257H13ZM20 258V257H19ZM27 258V257H26ZM84 258V257H83ZM83 258L81 257V259L83 260ZM99 258V257H98ZM101 258V257H100ZM106 258V259H107ZM121 258V257H120ZM129 258V257H128ZM127 257H126V259H128ZM140 258V257H139ZM138 258V259H139ZM205 258V257H204ZM216 258H217V256H216ZM215 258V259H216ZM236 258V257H235ZM6 259V258H5ZM16 259V258H15ZM24 259V258H23ZM23 259H20V260H18V261H20V263L21 264H31L29 261H28V263H25V261L23 260ZM31 259H29V260H31ZM144 259V258H143ZM153 259V258H152ZM189 259V258H188ZM200 259V258H199ZM198 259V260H199ZM203 259V258H202ZM214 259V258H213ZM240 259V258H239ZM90 260V259H89ZM89 260H88V263H90L89 262ZM92 260V259H91ZM90 260V261H91ZM101 260V259H100ZM104 260V259H103ZM121 260V259H120ZM136 260V259H135ZM142 260V259H141ZM149 260V259H148ZM160 260V259H159ZM184 260V259H183ZM195 260V259H194ZM234 260V259H233ZM241 260V259H240ZM16 261V260H15ZM14 261V262H15ZM70 261H72V260H70ZM84 261V260H83ZM86 261V260H85ZM93 261V260H92ZM99 261V260H98ZM102 261V260H101ZM147 261V260H146ZM180 261V260H179ZM189 261V260H188ZM235 261H236V259H235ZM5 262V261H4ZM13 262V261H12ZM69 262V261H68ZM125 262V261H124ZM150 262V261H149ZM153 262V261H152ZM170 262V261H169ZM191 262V261H190ZM197 262V261H196ZM205 262V261H204ZM204 262H203V264H204ZM232 262V261H231ZM234 262V261H233ZM239 262V261H238ZM237 262V263H238ZM17 262H15V264H16ZM19 263V262H18ZM32 263H33V260H32ZM87 263V262H86ZM121 263V262H120ZM137 262H135V264H136ZM140 263V262H139ZM138 263V264H139ZM143 263V262H142ZM148 263V262H147ZM157 263V262H156ZM176 263V262H175ZM189 263V262H188ZM236 263V262H235ZM9 264V263H8ZM13 264V263H12ZM118 264V263H117ZM125 264H129L128 263V261L125 263ZM144 264V263H143ZM151 264V263H150ZM173 264V263H172ZM178 264V263H177ZM229 264V263H228ZM234 264V263H233Z\"/></svg>","mask_w":264,"mask_h":264}]
</instances>
